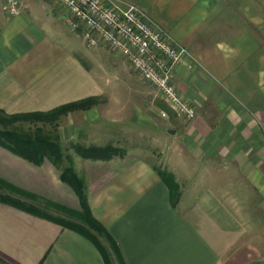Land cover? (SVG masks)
Wrapping results in <instances>:
<instances>
[{
	"label": "crops",
	"instance_id": "1",
	"mask_svg": "<svg viewBox=\"0 0 264 264\" xmlns=\"http://www.w3.org/2000/svg\"><path fill=\"white\" fill-rule=\"evenodd\" d=\"M123 1L187 49L172 81L196 115L178 116L163 100L170 115L163 127L175 142L166 167L175 199L143 157L89 159L75 151L74 144L90 145L82 141L94 137L116 140L119 114L133 123L135 104L127 97L134 87L126 74L120 82L104 78L123 57L104 43L85 54L76 44L81 30L65 32V11L51 0H20L14 15L0 0V111L46 112L98 98L47 133L58 138L62 164L85 178L91 212L126 264L264 262V0ZM0 177L80 207L47 157L35 164L0 144ZM0 264L105 263L84 236L0 201Z\"/></svg>",
	"mask_w": 264,
	"mask_h": 264
},
{
	"label": "built area",
	"instance_id": "2",
	"mask_svg": "<svg viewBox=\"0 0 264 264\" xmlns=\"http://www.w3.org/2000/svg\"><path fill=\"white\" fill-rule=\"evenodd\" d=\"M64 9L63 21L81 30L90 47L104 43L119 53L145 82L178 115H196L193 105L178 93L172 73L187 54L179 44L138 5L123 0H51ZM9 15L18 13L20 0H2ZM167 116L166 111H160Z\"/></svg>",
	"mask_w": 264,
	"mask_h": 264
},
{
	"label": "trees",
	"instance_id": "3",
	"mask_svg": "<svg viewBox=\"0 0 264 264\" xmlns=\"http://www.w3.org/2000/svg\"><path fill=\"white\" fill-rule=\"evenodd\" d=\"M97 97L89 96L79 100L61 104L46 112H26L4 115L5 121L37 120L47 115H59L74 109H88ZM2 121L0 120V123ZM0 144L12 152L22 155L35 164L41 163L47 157L59 170L60 178L67 183L79 199V208L71 207L32 191L21 188L0 177V201L25 210L31 214L51 220L63 227L69 228L90 240L99 250L105 264H126L119 245L107 228L94 217L87 202L86 186L83 178L63 163L64 155L58 138L50 133H44L41 128L33 131L17 128L0 129ZM77 154L82 158L107 160L116 154L118 149L111 145H73ZM161 178L167 182L171 195L176 189L172 174L158 169ZM177 194H173L175 199ZM252 264H264L254 262Z\"/></svg>",
	"mask_w": 264,
	"mask_h": 264
},
{
	"label": "rangeland",
	"instance_id": "4",
	"mask_svg": "<svg viewBox=\"0 0 264 264\" xmlns=\"http://www.w3.org/2000/svg\"><path fill=\"white\" fill-rule=\"evenodd\" d=\"M63 29L65 32L74 33V30L66 25H64ZM76 44L85 54L90 52L89 49H87L88 45L82 35H77ZM89 59L90 58L86 57V61ZM123 60V58H118L116 62V73L110 71L104 73V78L118 82H120L119 79L126 74L127 77H129L128 82L134 87L133 93H129L127 97L131 98L135 104L133 116L134 121L133 123L127 122V124H125L124 119L127 117L119 114V120L123 123L118 125L119 129L116 134V140H114L113 137L111 140L107 141L109 143L111 142L110 144L118 149L119 154H116L113 157H143L144 159L151 161L160 171L172 174V172L168 171L166 167L171 163L173 160L172 158H174L172 148L175 146V142L165 131V126L163 127L165 119L170 117L169 110L163 104V99L156 93L155 89L149 83L145 82L135 71L132 70L130 65ZM101 61L105 63L108 60L102 58ZM74 110H69L68 112ZM161 110L166 111L167 116H162L160 113ZM68 112L54 116L47 115V117L37 120L29 119L15 121H5L6 118L2 114L0 115V120L2 121L0 123V129L17 128L33 131L36 128H41L44 133L50 132L53 134L55 133L54 130H56L55 126L57 123L62 119V116ZM142 117L144 118L143 121H141L143 119ZM127 119H129V117ZM111 132L115 134L114 131ZM89 141H92L90 142V145L91 143L95 145L98 143H101L99 145H105L104 142L106 139H97L94 137L82 142L89 143ZM162 164L165 165V168H161ZM80 177L83 178L82 176ZM83 180L85 182V178H83ZM176 192L177 189H174L172 195L176 194Z\"/></svg>",
	"mask_w": 264,
	"mask_h": 264
},
{
	"label": "water",
	"instance_id": "5",
	"mask_svg": "<svg viewBox=\"0 0 264 264\" xmlns=\"http://www.w3.org/2000/svg\"><path fill=\"white\" fill-rule=\"evenodd\" d=\"M168 131H169V132H172V133L174 132V130H173V129H170V130H168Z\"/></svg>",
	"mask_w": 264,
	"mask_h": 264
}]
</instances>
